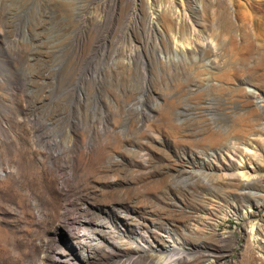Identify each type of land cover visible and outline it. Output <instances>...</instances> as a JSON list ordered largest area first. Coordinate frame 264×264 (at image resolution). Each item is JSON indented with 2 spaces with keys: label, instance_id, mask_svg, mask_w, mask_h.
<instances>
[{
  "label": "rangeland",
  "instance_id": "1",
  "mask_svg": "<svg viewBox=\"0 0 264 264\" xmlns=\"http://www.w3.org/2000/svg\"><path fill=\"white\" fill-rule=\"evenodd\" d=\"M215 1L156 0L145 40L95 0H1L0 264H155L169 237L173 264H264V43L231 1L223 52Z\"/></svg>",
  "mask_w": 264,
  "mask_h": 264
},
{
  "label": "bare ground",
  "instance_id": "2",
  "mask_svg": "<svg viewBox=\"0 0 264 264\" xmlns=\"http://www.w3.org/2000/svg\"><path fill=\"white\" fill-rule=\"evenodd\" d=\"M95 1L99 3L102 15L106 19L104 23L98 24V26L103 29V32L105 34H109L112 31H114L117 28V26H119V24L121 23L119 26L120 27L119 31H120V35H123L125 30L128 29L129 24H131L132 22L134 24L140 23L141 30L144 33V35H146L145 40H148V38L150 37L149 35H152L154 33V28L152 27L151 20L153 19V15H154V10L152 8V5H154L156 0H146V3L148 4L146 7L142 6L141 1H137V0H95ZM231 1L235 2L236 0H216L215 3L213 4V6L215 7L216 18L218 19V27L220 28L219 32L222 34V36L224 34V36L221 37L222 39L219 36L220 40H218V38L215 37L217 41V46L222 48L223 52L225 50H228L229 53L231 54L233 50L228 46V44L235 46L237 42H239V40L243 42H247V44H244L241 47V50H247L248 45L250 44L249 37L251 35H253L255 39L257 40L259 39L264 43V0H245V2L243 3H245L244 8L246 9L244 10H248L249 12H251L252 14L251 19L247 21L245 18L246 17L245 14L248 13V11L240 14V12L237 10L235 14L237 15L239 21H237V23L234 22L232 24V28H234L236 31L239 30V36H240L239 40L225 37V34H228V30L230 28V22H229L230 12H229L228 4ZM0 4H1V0H0ZM175 8L176 6H174V9ZM162 18L166 20V23L170 28L172 26L171 17L167 13L163 12ZM130 21L131 23H129ZM256 29L257 31H255ZM211 37L213 38L214 36L211 35ZM188 43H186V45ZM182 46L185 47L183 43ZM204 52L205 53L208 52V49L204 50ZM230 54H228V57L230 56ZM226 60H224V62H226ZM259 80L264 83V76H261ZM227 133L228 134L225 136L216 135L212 139V141L222 142V139H220L219 137H228L231 133H237V132L230 130ZM240 175H242L243 177L244 176L248 177V175L244 174L242 171H240ZM243 214L247 215V212L245 211ZM252 230H253V226L250 227V231ZM166 233H167L166 236L169 237L170 234L168 232ZM168 239L169 241H171V245L165 249L162 248L158 249V252L161 253V256L158 257L155 264H173L174 261L178 260L184 253L185 254L188 253L187 249H184L183 247L175 244V241L172 238L169 237ZM143 246L146 247V245ZM55 257L58 258V256Z\"/></svg>",
  "mask_w": 264,
  "mask_h": 264
}]
</instances>
